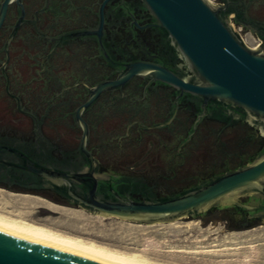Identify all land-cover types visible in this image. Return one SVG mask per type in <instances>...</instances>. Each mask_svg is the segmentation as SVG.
I'll return each instance as SVG.
<instances>
[{"label": "flooded vegetation", "instance_id": "flooded-vegetation-1", "mask_svg": "<svg viewBox=\"0 0 264 264\" xmlns=\"http://www.w3.org/2000/svg\"><path fill=\"white\" fill-rule=\"evenodd\" d=\"M4 2L0 0V144L18 146L37 158L78 164L82 129L74 112L96 86L116 79L134 62L165 66L194 79L143 0H8L2 11ZM213 3L226 8L231 27L255 34L257 46H264V0ZM200 113L198 97L134 75L102 90L81 117L89 129L87 148L101 168H122L123 174L162 196L178 190L168 189L167 183H184L186 188L247 163L264 143V131L232 111L210 106ZM155 147L167 153V169L142 176L148 167L159 166L152 156ZM136 148L141 151L133 161L120 160ZM25 181L24 174L0 166L1 188L68 204L58 193ZM210 214L232 230L264 222L236 207Z\"/></svg>", "mask_w": 264, "mask_h": 264}, {"label": "water", "instance_id": "water-1", "mask_svg": "<svg viewBox=\"0 0 264 264\" xmlns=\"http://www.w3.org/2000/svg\"><path fill=\"white\" fill-rule=\"evenodd\" d=\"M154 14L157 24L179 50L194 79L165 67L134 62L114 80L94 88L88 99L74 112L82 129L75 165L37 158L11 144H0V166L26 176L28 185L52 190L68 204L93 213L114 215L138 222L171 221L180 216L203 215L221 205L236 207L248 216L264 220V143L247 163L212 175L193 185L167 183L178 189L156 195L138 178L123 174L122 168L103 169L87 148L89 129L81 117L105 89L121 84L134 75H147L190 93L200 100L204 115L210 106L232 111L254 122L264 131V46L250 47L243 42L225 19L226 8L209 0H143ZM8 0L2 5L4 10ZM2 16L0 17L1 22ZM255 32V29H251ZM199 116V117H200ZM141 149L127 150L120 160L131 162ZM159 166L148 167L142 176L167 169L168 156L163 148H153ZM144 169L145 166H135ZM182 188V189H181ZM248 193L247 202L239 201ZM0 264H109L53 245L42 239L29 238L0 227Z\"/></svg>", "mask_w": 264, "mask_h": 264}, {"label": "rangeland", "instance_id": "rangeland-1", "mask_svg": "<svg viewBox=\"0 0 264 264\" xmlns=\"http://www.w3.org/2000/svg\"><path fill=\"white\" fill-rule=\"evenodd\" d=\"M243 35L250 47L257 46L259 39L255 34L248 31ZM0 189L15 194H29ZM248 198L249 194L244 193L240 195L239 201L247 202ZM68 207L78 213L77 221L59 222L60 214L43 205L31 209H0L13 215L20 213L32 219L47 220L60 230L121 250L137 252L166 264H264V222L254 228L232 230L224 220H211L210 211L202 216H180L171 221L138 222L93 213L75 205ZM225 208L228 207L221 205L216 209Z\"/></svg>", "mask_w": 264, "mask_h": 264}, {"label": "bare ground", "instance_id": "bare-ground-1", "mask_svg": "<svg viewBox=\"0 0 264 264\" xmlns=\"http://www.w3.org/2000/svg\"><path fill=\"white\" fill-rule=\"evenodd\" d=\"M0 191V207L2 209H31L37 205H43L60 214L59 222L77 221L78 213L68 206H62L50 200L48 201V199L46 200V198L44 199L42 196L29 195L30 193L15 194L12 192H4V190L1 189ZM0 227L25 237L42 239L53 245L75 251L109 264H166L164 262L152 260L137 252L121 250L79 234L60 230L47 220L41 221L32 219L20 213L18 215H13L1 209Z\"/></svg>", "mask_w": 264, "mask_h": 264}, {"label": "built area", "instance_id": "built-area-1", "mask_svg": "<svg viewBox=\"0 0 264 264\" xmlns=\"http://www.w3.org/2000/svg\"><path fill=\"white\" fill-rule=\"evenodd\" d=\"M209 1L210 2H213L214 0H209ZM233 30L236 31L239 34L240 38L243 40V42L248 45V43L246 42V39H245L244 35L239 31V27L236 28V27L233 26Z\"/></svg>", "mask_w": 264, "mask_h": 264}]
</instances>
